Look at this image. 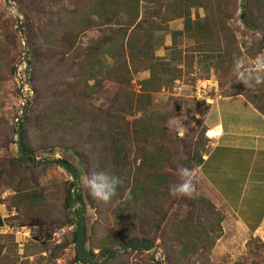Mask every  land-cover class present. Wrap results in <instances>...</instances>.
<instances>
[{
    "label": "trees",
    "instance_id": "1",
    "mask_svg": "<svg viewBox=\"0 0 264 264\" xmlns=\"http://www.w3.org/2000/svg\"><path fill=\"white\" fill-rule=\"evenodd\" d=\"M11 1L22 15L29 51L27 80L32 95L21 124L25 153L32 160L58 150L73 155L77 167L61 159L73 167L78 182L100 170L123 180L107 204L94 199L88 190L79 194L81 203L96 211L102 226L88 252L96 249L103 258L86 264H154L141 248L110 257L116 247L138 239L159 245L167 264H212L210 254L222 234L224 214L203 195L194 199L170 195L169 185L178 182L179 167L173 157L187 143L168 133L169 112L150 107L154 93L180 77L181 68L190 67L198 57L212 61L216 71L228 72L225 66L237 58L233 55L237 36L229 23L237 2L244 12L239 17L243 26L263 36L247 47L249 55L264 51V0ZM194 7L202 8L204 15L192 16ZM176 19L182 20V28L170 30L168 22ZM8 21L16 25L13 17ZM1 27L3 23L0 71L8 53L18 44L21 47V40L17 42ZM157 32L170 33L168 58L156 55ZM182 38L194 42L181 47ZM106 59L110 63L102 62ZM8 66L14 72V66ZM143 71H148V77L139 80L134 90L132 76ZM106 81L115 84L114 90L99 100L96 95ZM244 92L264 117V85ZM139 139L152 147L134 149ZM51 165H33L15 154L0 160V195L12 190L3 201L8 210L14 207L11 217L19 225L73 223V181L45 187L38 180L39 173H34ZM176 204L185 206L184 217L170 220L168 212ZM76 237L73 230L72 241ZM67 245L45 240L28 247L26 255L37 256L34 264H51L61 258ZM260 245L264 251V243ZM258 254L259 243L250 239L246 242L249 260L233 264H264V258L256 259ZM80 260L75 253L67 264Z\"/></svg>",
    "mask_w": 264,
    "mask_h": 264
},
{
    "label": "rangeland",
    "instance_id": "2",
    "mask_svg": "<svg viewBox=\"0 0 264 264\" xmlns=\"http://www.w3.org/2000/svg\"><path fill=\"white\" fill-rule=\"evenodd\" d=\"M191 12L192 16L198 15L202 17L204 15V10L202 8L194 7L191 9ZM241 12L237 2L235 17L229 22L237 36L236 54L233 53V55L241 59L245 66H249L257 55H264V51L251 57L249 55L250 53L247 51V47L256 44L259 40L263 39V36L243 26L239 18ZM12 17L15 19V23L16 18H20V20L22 18V15L17 11L15 3H5L4 0H0V23H3L1 29H8L15 36L17 42L21 40V47L18 44L16 49H12V51L8 53L7 59L3 61L0 71L3 79V81L0 82V160L8 159L12 154L17 156L16 119L21 115L23 104L30 99L32 95L27 80L28 69L22 60L24 54L23 39L18 29H16L17 23L13 26L8 21V19ZM168 23L170 30L182 28L181 19L172 20ZM2 32L5 31L2 30ZM155 37L156 55L162 58L170 57L169 50L167 49V46L171 44L170 33L157 32ZM193 42L194 40L190 38H182L180 46H189ZM102 62L110 63V60L106 59ZM8 65L14 66V72L10 71ZM181 69L182 74L180 77L172 81V83L164 85L159 91L154 93V99L150 109L169 112L170 116L167 121L168 133L179 138L183 137L187 143V146L181 150L180 154L173 157V164L180 167L187 163L188 166L186 165L185 167L197 169L200 163L197 162V159H194V156L198 153L201 155L203 152L207 151L205 144L208 139L205 135L207 129L204 124V115L209 106L217 101V99H215L213 103H205L196 100L193 96L195 87H198L201 81L211 79V81L218 84L221 96L236 92H241L245 95L244 90H246V87L243 83L236 81V73L234 72L233 65L230 67L225 66L228 72L221 73V68L217 71L213 69L212 61L198 57L190 67L183 66ZM146 77H148V71L133 74L131 82L133 89L137 90L139 88L138 81ZM89 82L92 83V79H90ZM114 85V83L106 81L102 85L103 88L101 93L96 95L97 98L103 100L104 96H107L109 92L114 90ZM104 90H106L105 93H103ZM212 93L217 95L214 91H212ZM235 119L239 118L235 117ZM216 122L217 118L211 116L208 121V126H212ZM180 128L184 129L182 135L178 134ZM199 144L202 145L199 146ZM230 146H233V144ZM144 147H152V143L146 144V141L139 139L138 142L134 144V149H141ZM132 149L133 146L131 147V150ZM188 151L189 153H186ZM234 151L236 152L237 150L232 149L225 152V162H223L220 167H217V169L211 165V163H216V159H213L198 172L199 179L196 183V195L209 197L210 199H208L213 204L215 203L214 205L224 214L222 234L216 239L210 254L212 264H233L235 261L249 260L246 255V242L250 239L259 243V254L256 256V259L260 260L264 258V251H262V245H260V243H264V223L255 231L251 232L240 225V223L237 222V218L229 211L230 208L236 209V214H239L241 219L246 220V218H249L246 221L249 223V226L252 227L251 229H254L264 217V161L256 156L253 158L242 156V161L234 164ZM218 154H220L219 151ZM262 155L263 154H259V157ZM51 156L65 158L76 167L78 166L73 155L62 152L61 150H58L53 155H42V157L47 158H51ZM36 160H39V157H36ZM186 160H189V162H185ZM33 165L36 164L33 163ZM41 165H46V163ZM201 172H203L204 179L209 182L214 189L202 182L200 178ZM34 173H39L38 180L40 184L45 187L52 185L54 182H61L63 180L73 181L71 174L59 165L52 164L51 166L44 167L42 171L35 170ZM83 179L84 177L77 183L78 196L80 193L87 191V189L82 186ZM5 191L10 193L12 190L8 188ZM214 192L218 193V195ZM218 199L223 204L219 203L217 201ZM79 206L80 202L73 203L70 210L71 215L72 210H79L78 213L79 216L82 217L85 229L84 245L88 251L91 243H94L96 237L100 235L102 226L98 223L99 216L94 209L83 204L81 209L82 212H80ZM184 212L185 206L183 207V205L176 204L172 206L171 210L168 212V216L170 220L175 218L181 219L184 217ZM15 213L16 210L14 209V215ZM170 220H168V222ZM7 223L12 226L13 230L0 231V264H12V262L14 264H34L37 256L26 255V251L28 247H33L34 244L44 242L45 240H49L53 244L60 242H66L68 244L61 258L56 259L55 263L53 262L51 264H67L68 260L72 259L76 253V240L75 242L72 241V232L75 230L74 216L73 223L50 224L43 227L31 224L19 225L12 217L8 219ZM17 229L19 230L18 233H15ZM45 230L47 233H45ZM152 245L149 254L145 251L144 253H146L148 257L150 255L153 256L161 264H167L161 247L157 244ZM93 253L98 255L96 249L93 250ZM41 254L45 253L42 252ZM122 254L123 253H120L117 256ZM102 258L103 257L96 259L95 262H100ZM75 262L77 261H74L72 264ZM42 264L47 263L43 261Z\"/></svg>",
    "mask_w": 264,
    "mask_h": 264
},
{
    "label": "crops",
    "instance_id": "3",
    "mask_svg": "<svg viewBox=\"0 0 264 264\" xmlns=\"http://www.w3.org/2000/svg\"><path fill=\"white\" fill-rule=\"evenodd\" d=\"M211 116L217 118V122L212 126H208V121ZM235 117L239 119H235ZM204 124L206 129H209L208 134H211V131L215 130H221V133L215 138H207L208 140H206L205 144L207 151L201 154L202 162L197 167L199 171L213 159H216V163H211V165L217 169V167H220L222 163L225 162V152L232 149L237 150L236 152L234 151L233 154L234 164L240 163V161H242V156L252 158L256 156L264 161V117L246 100L241 92L222 95L217 99V101L207 109L204 115ZM231 144H233V146H230ZM218 151L220 154H218ZM259 154L263 155L259 157ZM201 173L203 177V172ZM201 176L202 182L213 188V186ZM214 193L218 195V193ZM8 194L9 192L4 191L0 195V226L7 223L6 219L12 216L11 209H14V207H12L8 210L5 207L3 200ZM217 201L223 204L219 199ZM229 211L237 218V222L240 223V225L251 232L255 231L264 223L263 217L254 229H251L252 227L249 226V223L246 221L249 218H246V220L241 219L239 214H236V209L230 208Z\"/></svg>",
    "mask_w": 264,
    "mask_h": 264
},
{
    "label": "clouds",
    "instance_id": "4",
    "mask_svg": "<svg viewBox=\"0 0 264 264\" xmlns=\"http://www.w3.org/2000/svg\"><path fill=\"white\" fill-rule=\"evenodd\" d=\"M233 68L236 73V81L241 82L246 88L264 85V55H257L249 66L239 58H234ZM180 128L178 134H183ZM199 170L180 166L177 170L176 183L169 185V193L175 198L194 199L196 195V183L198 182ZM123 184V180L107 171H93L82 180V186L96 200L105 204L110 203L117 195V189Z\"/></svg>",
    "mask_w": 264,
    "mask_h": 264
},
{
    "label": "water",
    "instance_id": "5",
    "mask_svg": "<svg viewBox=\"0 0 264 264\" xmlns=\"http://www.w3.org/2000/svg\"><path fill=\"white\" fill-rule=\"evenodd\" d=\"M5 3H9L12 2L11 0H4ZM18 11V10H17ZM19 12V11H18ZM243 11L241 12V18L243 17ZM16 23H17V29L18 32L20 34V36L23 39V46H24V54H23V62L25 64V66L29 65V51L27 48V43L24 39V33H23V29H22V25H21V20L20 18H16ZM27 103L28 100L23 104L22 109H21V115L16 119V150H17V155L20 159H22L25 162L28 163H35L38 165L41 164H54V165H59L61 166L63 169H65L67 172H69L72 176L73 179V190H72V204L73 203H77L80 202V206L79 209L81 210L83 207V203H81L80 198L78 196V192H77V176L74 172L73 167L65 160L58 158V157H53V158H43V159H39V160H32L30 157H28V155L25 153L24 148H23V144H22V129H21V123L22 120L25 118L26 115V107H27ZM197 162L201 163L202 162V156L198 155L196 157ZM79 210H72V215L75 218V230H76V254L77 256L85 263H93L95 262L96 259L100 258V255H96L93 253H89L86 250V247L84 245V225H83V221H82V217L79 216L78 213ZM152 244L144 241V240H133L127 243H124L118 247L115 248L114 252L111 253V256H116L120 253H124L125 251L132 249V248H141L143 249L146 253L149 254L150 249L152 248ZM151 262H153L154 264H161L157 259H155L153 256H149ZM109 259V257L107 258Z\"/></svg>",
    "mask_w": 264,
    "mask_h": 264
},
{
    "label": "built area",
    "instance_id": "6",
    "mask_svg": "<svg viewBox=\"0 0 264 264\" xmlns=\"http://www.w3.org/2000/svg\"><path fill=\"white\" fill-rule=\"evenodd\" d=\"M210 82V83H206ZM202 87V88H201ZM216 90V91H215ZM212 91L216 92L217 95L213 94ZM196 100L205 102V103H213L215 99H219L221 97V94L219 92V87L216 82H213L210 80H203L201 83L198 85V87H195L194 95H193ZM212 101V102H211ZM216 128V127H214ZM207 129L205 131V135L207 138H215L220 135L221 130H216L215 132H212L211 134H208ZM12 210V216L14 215V209ZM11 217V216H9ZM6 230V231H12L13 228L10 226L8 223H4L0 226V231ZM18 229L15 230V233H18ZM74 264H86L82 260L75 262Z\"/></svg>",
    "mask_w": 264,
    "mask_h": 264
},
{
    "label": "bare ground",
    "instance_id": "7",
    "mask_svg": "<svg viewBox=\"0 0 264 264\" xmlns=\"http://www.w3.org/2000/svg\"><path fill=\"white\" fill-rule=\"evenodd\" d=\"M215 131H216V130H215ZM215 131H211V133H212V132H215Z\"/></svg>",
    "mask_w": 264,
    "mask_h": 264
}]
</instances>
